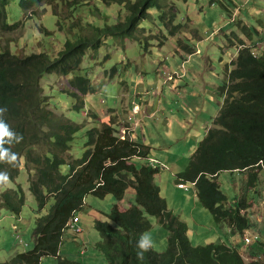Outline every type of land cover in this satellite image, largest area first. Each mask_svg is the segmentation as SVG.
I'll list each match as a JSON object with an SVG mask.
<instances>
[{
    "label": "trees",
    "instance_id": "1",
    "mask_svg": "<svg viewBox=\"0 0 264 264\" xmlns=\"http://www.w3.org/2000/svg\"><path fill=\"white\" fill-rule=\"evenodd\" d=\"M178 1L95 0L91 5L86 0H0V107L7 108L4 119L11 130L24 137L12 146V151L19 154L17 166L0 163V171L8 172L10 180L16 182L20 160L25 157L37 212L50 207L37 220L34 248L4 264H42L46 257L57 258L61 264H81L62 259L60 252L67 224L85 208L89 195L100 199L113 195L118 201L108 214L110 220L95 224L103 238L97 247L108 264H264L261 240L253 242L246 253L237 245L229 247L224 243L193 245L187 223L170 210L156 182L161 169L149 163L151 149L130 136H120L122 123L116 110L108 111L99 126L87 132L85 155L76 159L72 151L83 125L58 112L43 90L44 76L54 73L66 77L73 91L64 93L73 98V109L82 112L87 96L95 89L88 77L70 76L81 68L86 53H96L109 38L142 41L137 34L146 35L148 31L142 23H154L157 16L170 37L179 35L183 25L177 24ZM217 1L227 7L226 0ZM112 6L118 7L120 16L115 23L107 22L106 8ZM47 9L58 30H65L63 23L71 22L58 57L53 59L44 52L17 55L12 51L15 41L9 39V34L24 23L25 16L32 20L46 17ZM153 10L157 13L153 14ZM186 46V53L195 52L194 47ZM226 74L229 82L220 89L224 97L220 115L176 182L195 184L200 203L215 223L244 237L261 224L243 214L249 209L245 198L239 196L237 203L231 202L219 178L224 172H243L248 175V190H264V52H255L243 42ZM90 117L96 122L101 118L96 113ZM66 166L68 173L64 172ZM130 189L134 190L135 201L125 209L121 202ZM26 202V191L19 185L1 195L0 208L20 216ZM151 217L168 230V249L160 253L152 247L143 259H138L136 243L141 234L152 230ZM263 222L264 217L260 223Z\"/></svg>",
    "mask_w": 264,
    "mask_h": 264
},
{
    "label": "rangeland",
    "instance_id": "2",
    "mask_svg": "<svg viewBox=\"0 0 264 264\" xmlns=\"http://www.w3.org/2000/svg\"><path fill=\"white\" fill-rule=\"evenodd\" d=\"M86 1L94 5L95 0ZM226 2L227 7L217 0H188V2L179 0L176 2L177 24L183 25L179 35L170 37L169 31L163 27L157 14L154 23H151V20L142 23V27L148 29L146 35L137 34L142 41H122L109 38L96 53H86L81 68L70 76L88 77L94 86L95 92L87 96L86 107L82 112L73 109L74 100L66 94L69 89L73 91L66 77L54 73L44 76L43 90L50 98L52 105L57 107L58 112L83 125L82 130L76 136L72 151L76 159H81L85 155L87 132L101 123L100 119L99 122L93 121L90 117L92 114L96 113L103 117L110 110L122 111L126 102L130 103L128 108L133 110L137 109L136 105L146 107L149 102L152 104L155 102L161 106L163 91L170 90L165 84V79L173 75L167 69H175L173 65H178V63L180 65L183 62L179 51L188 56L191 55L185 51L187 44L194 47L196 51L200 50V57L206 54L210 57L213 55L212 59L218 63L223 62V67L231 66L243 42L253 47L255 52L264 49V0H226ZM100 9L103 11L104 8L100 5ZM153 11V14L157 13V10ZM50 13L51 10L47 9L46 17L41 16L33 20L25 16L24 23L8 36L9 39L15 41L12 51L19 56L44 52L56 59L65 41V31L71 22H64L65 30L60 31L56 27L55 18ZM117 13L118 7L116 6L106 8L107 22L119 21L120 16ZM82 15L83 12L79 17ZM95 17L100 18L99 15ZM182 38L189 41L185 43L187 40ZM1 42L3 44V41ZM20 161H22L20 176L16 182L10 180L7 186L0 187V197L6 191L17 189L21 185L26 191L27 202L20 216L14 215L5 208H0V264L7 263L18 253L28 252L34 248V230L37 220L46 215L50 209L49 207L42 213L37 212V203L29 190L26 158L22 157ZM64 172L68 173L69 167H64ZM219 182L230 200L235 196V190L242 188L241 181L226 172L221 174ZM173 183L178 184L174 180ZM187 185L190 190L193 189L191 184L187 183ZM183 192L186 193V191ZM238 193L240 197H243L242 190ZM168 197H170L169 208L172 212L174 211L175 215L179 217L183 211L189 215L188 236L194 246L208 245L214 237H218L219 233L224 234L221 230L223 227L213 222L212 214L201 203L196 202L199 209H193L195 199L192 198L191 202L178 200L175 203L171 195ZM134 201V190L130 189L126 198L121 202V206L124 208L125 202L134 203ZM85 204V208L78 213L85 233L76 235L71 229L66 231L64 248L62 247L63 256H68L81 264H108L105 255L98 249L96 240H94L95 237L100 242L103 239L95 224L98 220L109 221L108 214L113 206L118 204V201L113 195L104 199L89 195ZM171 207H178V210H173ZM204 211L207 212L211 222L208 217L205 219L202 214ZM251 214L255 219L251 216L252 222L259 221L260 216L264 217V207H260L257 212ZM150 221L153 224L149 232L153 247L157 252H165L168 249L169 232L158 224L157 218L151 217ZM259 224H261L259 227L248 232V237H251L254 242L255 235L264 231V222H259ZM213 225L216 226L214 229H212ZM114 226L117 228L115 224ZM80 239L88 241L91 246V251L87 256L81 253L85 245L82 244V248L78 245L77 241ZM42 264H61V262L57 258L46 257Z\"/></svg>",
    "mask_w": 264,
    "mask_h": 264
},
{
    "label": "crops",
    "instance_id": "3",
    "mask_svg": "<svg viewBox=\"0 0 264 264\" xmlns=\"http://www.w3.org/2000/svg\"><path fill=\"white\" fill-rule=\"evenodd\" d=\"M263 52L264 49L260 51V53ZM179 53L183 57V62L180 65L179 63L178 65H173L172 67L175 69H167L173 75L165 79V84L169 86L170 90L163 91L161 106H158L155 102L153 104L149 102L146 107L136 105L137 109L133 110L128 108L130 103L126 102L122 111L116 110L115 112L120 115L122 125L126 124L132 130L135 129L128 136L132 137L135 142L149 147L152 152L150 157L161 162V172L157 176L156 182L160 186L161 193L166 198L168 205H170L169 195H171L175 203L178 200L191 202L193 198L195 199L193 209L198 210L197 203H200V201L196 189L193 187V192L190 189L187 191L180 189L178 184L175 185L173 183V180L176 181L177 176L186 171L200 143L205 139L209 130L214 127V121L219 117L224 105V97L221 96L220 89L228 82L226 69L227 67L231 68V66L223 67V62L218 63L212 59L213 55L210 57L206 54L200 57V50H195L190 56L182 51H179ZM106 114L103 117L100 116V121L104 120ZM97 122L99 121L97 120ZM137 124L138 126H136ZM122 125L121 131L125 129V126ZM226 173L233 178L237 177L241 181L242 188L235 190V196L231 199V202H238V198H240L238 192L242 190L243 198H245L246 205L249 208L243 213L244 215L246 213L251 217V213L257 212L260 207H264V190L261 193H255L252 189L248 190L246 185L248 175L246 173ZM183 191H186V193ZM131 203L125 202L124 208L128 209ZM171 208L178 210V207ZM202 214L205 219L209 218L207 212L204 211ZM179 217L187 223L189 228L187 221L189 215H186L185 211H183ZM258 219V222H260L262 217L260 216ZM81 222L80 219V225ZM213 222L215 223L214 220ZM258 222L255 221V224L259 225ZM158 224L160 225L159 222ZM215 227L213 225L212 229ZM221 230L224 234L221 235L219 233L218 237H214L209 244H218L220 242V244L224 243L229 247L237 245L244 253L251 250L254 243L251 242L247 246L246 240L250 239L253 241L251 237H248V233L241 237L240 235H234L226 227ZM262 235V233H257L255 239L259 238L261 242H264V236ZM94 240H96L98 245L100 241H97V237ZM77 243L81 245V248L82 244L85 245L80 251L82 255L87 256L91 251L89 242L80 239ZM62 247L64 248V244ZM63 248H61L60 252L61 258L75 262L72 258L63 256Z\"/></svg>",
    "mask_w": 264,
    "mask_h": 264
},
{
    "label": "clouds",
    "instance_id": "4",
    "mask_svg": "<svg viewBox=\"0 0 264 264\" xmlns=\"http://www.w3.org/2000/svg\"><path fill=\"white\" fill-rule=\"evenodd\" d=\"M6 112L7 108L0 107V163H6L11 167H16L19 160V154L12 151V146L21 143L24 137L22 134L11 130L10 126L4 119ZM122 126H125L126 128V125ZM129 128L131 127L129 126ZM129 130L130 129L126 132L125 137L131 134ZM5 145H8L9 147H5ZM9 182V173L6 171H0V186H7ZM136 247L139 249L137 252V258L143 259L144 253L153 247L151 236L148 233L141 234L140 239L136 243Z\"/></svg>",
    "mask_w": 264,
    "mask_h": 264
},
{
    "label": "built area",
    "instance_id": "5",
    "mask_svg": "<svg viewBox=\"0 0 264 264\" xmlns=\"http://www.w3.org/2000/svg\"><path fill=\"white\" fill-rule=\"evenodd\" d=\"M136 126H138V124L136 125ZM135 129H131L130 128V130H129V132H133ZM128 130L125 128V130H124V136H126V132H127ZM149 163L151 164V166L153 167V168H155V169H159L160 168V166H161V162L158 160V159H155V158H150V160H149ZM191 186L192 187H194L195 188V184H191ZM178 187L180 188V189H184V190H189V187H188V185L187 184H185V183H180L179 185H178ZM80 223V218H79V216L77 215V216H75L68 224H67V229H71L76 235H79V234H82V233H84V229L81 227V225L79 224ZM258 240H260L259 238H256L255 239V242H257ZM251 242H254V241H251L250 239H248V240H246V244H247V246H249L250 244H251Z\"/></svg>",
    "mask_w": 264,
    "mask_h": 264
},
{
    "label": "bare ground",
    "instance_id": "6",
    "mask_svg": "<svg viewBox=\"0 0 264 264\" xmlns=\"http://www.w3.org/2000/svg\"><path fill=\"white\" fill-rule=\"evenodd\" d=\"M124 130H125V129H123V130L120 132V136H121V137L124 136V134H125V133H124ZM124 137H125V136H124ZM131 139H132V137H131ZM132 140H133V139H132ZM79 235H80V234H79Z\"/></svg>",
    "mask_w": 264,
    "mask_h": 264
}]
</instances>
